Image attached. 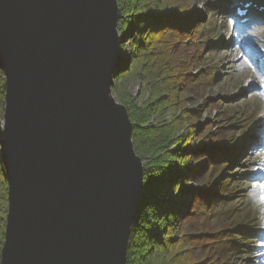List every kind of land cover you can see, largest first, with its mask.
Instances as JSON below:
<instances>
[{"label": "water", "instance_id": "1", "mask_svg": "<svg viewBox=\"0 0 264 264\" xmlns=\"http://www.w3.org/2000/svg\"><path fill=\"white\" fill-rule=\"evenodd\" d=\"M118 0H0L1 264H128L145 162L113 94Z\"/></svg>", "mask_w": 264, "mask_h": 264}, {"label": "trees", "instance_id": "2", "mask_svg": "<svg viewBox=\"0 0 264 264\" xmlns=\"http://www.w3.org/2000/svg\"><path fill=\"white\" fill-rule=\"evenodd\" d=\"M118 4L123 60L115 71L113 90L118 102L128 108L134 124L135 150L145 162L144 192L132 227L128 264H232L227 250L237 244L238 253L246 252L239 239L245 244L258 242L251 238L260 237L261 230L246 229L245 235L242 232L243 236L233 238L229 234L232 224L216 228L212 224L218 205L214 202L228 204L235 189L239 190L235 187L239 178L228 174L240 151L230 144L235 138L227 137L234 125L221 126L220 133H206L199 123L201 110L188 107L199 94L197 77L208 70L204 66L193 73L194 68L199 69L204 49L209 45V41L203 40L206 28L199 29L204 23L192 27L197 21L186 16L192 7L189 0H118ZM126 42L130 43L129 51ZM141 81L149 95L138 104L128 86ZM202 81L207 86L204 76ZM5 93L4 73L0 69V115L4 112ZM170 110L173 119L169 122L165 115ZM252 113H246L245 122H251ZM224 117L231 119L233 115L227 112ZM194 135L201 137L198 151L187 153L185 149ZM192 156L200 159L198 164L191 165ZM5 172L0 160V234L4 237L8 212ZM190 180L198 181L199 186L186 211L176 202L182 200ZM173 191L177 195L170 200L168 195ZM207 200L210 202L206 205ZM228 211L235 215L237 210ZM236 216L241 222L236 228L249 219V215ZM1 257L2 247L0 264Z\"/></svg>", "mask_w": 264, "mask_h": 264}, {"label": "rangeland", "instance_id": "3", "mask_svg": "<svg viewBox=\"0 0 264 264\" xmlns=\"http://www.w3.org/2000/svg\"><path fill=\"white\" fill-rule=\"evenodd\" d=\"M207 1L204 0L202 8L191 7L186 14V16L196 19L197 22L192 26L193 28L204 23L199 29L206 28L203 40L209 41V45L203 52V61H201L199 69H193V73L200 72V67L204 66L208 70L197 77L199 94H196L195 98L188 103V107L201 110L202 119L199 120V123L206 133L209 130L213 132L216 130L220 133L223 132L219 130L221 126H227L229 123L234 125L227 131L230 132L227 137H230V140L235 138V141L230 144H233L232 147L240 151L238 161H235L232 171L228 174L239 178L235 184L239 190L235 189L236 194L232 200L227 202L228 204L214 202L218 205L216 206V213L212 216V224L215 228L225 223L232 224V231L229 234H232L230 237L233 238L243 236L241 235L242 232L245 235L246 229H260L259 235L261 237L254 236L256 238H251V240L254 239L258 242L245 244L243 243L244 240L239 239L243 244L240 247L246 252L238 253L239 246L235 244L232 250H227V253L230 255L232 264H264V246H262L264 244V188L259 187L264 185V136H261L263 132H259L264 130V96L259 90L257 91V71L253 68L252 63H249L250 66L248 65L247 71L242 66L243 62L246 60L251 62V60L244 55L241 47L233 46L239 61L236 64L233 63L232 66H227L234 57H229L223 50L230 47L229 43L236 36L237 30L231 17L233 3L236 0H210L209 3H206ZM196 3L200 4L201 0H196ZM260 25L264 30V14L255 24V27ZM209 29L213 31L209 32ZM262 36L264 37V34ZM263 37L261 39L264 41ZM235 39L239 38L235 37ZM126 47L129 51L130 43L126 42ZM225 51L228 52V50ZM203 76L207 86L202 81ZM142 85L144 86L141 81L131 83L128 86L138 104L146 101L145 97L138 94ZM113 94L118 101L114 90ZM206 99H210V102L206 103ZM217 111H221L222 114ZM249 111L253 112L251 122H245L246 113ZM170 112L173 115L171 110L167 111L166 120L171 119V116H168ZM227 112L233 115L231 119L224 117ZM0 121H3V114L0 115ZM156 121H159L158 116ZM209 124L213 127H210ZM200 142V135H194L185 151L187 153L198 151L197 147H199ZM189 160L191 165H196L200 159L197 156H192ZM174 170L177 169L174 167ZM226 173L227 171L224 172V174ZM198 186V181H189L182 200L176 202L181 204L183 210H188L191 205L192 193ZM175 195L177 194L173 191L169 193L168 197L173 200ZM209 202L208 200L204 201L206 205ZM227 207L231 210H237L235 215L229 214ZM239 214L240 216L249 215V219L246 224L236 228V224L241 223L237 221L236 215ZM233 216L236 217L233 218Z\"/></svg>", "mask_w": 264, "mask_h": 264}, {"label": "bare ground", "instance_id": "4", "mask_svg": "<svg viewBox=\"0 0 264 264\" xmlns=\"http://www.w3.org/2000/svg\"><path fill=\"white\" fill-rule=\"evenodd\" d=\"M239 31V30H238ZM254 31H256V33H258V34H262L263 32L261 31V30H259V31H257V30H254ZM240 32V31H239ZM238 32V33H239ZM252 35L254 36V34L252 33ZM237 36V35H236ZM236 36H234V39H232V41L229 43V45H230V47H226L224 50H223V52L226 54V55H228L229 57H234V59H233V61L230 63H228L227 64V66L229 67V66H232L233 65V63L234 64H236L237 63V61H239V59H238V57L236 58V52L233 50V46L235 45V46H238V43L240 44V42L241 41H239L238 43H237V40L235 39V37ZM250 43H251V45H252V41H250ZM225 50H228V52L226 53V51ZM250 62L248 61V60H246L245 62H243L242 63V66L244 67V69L247 71L248 69H247V67H248V65L250 66V64H249Z\"/></svg>", "mask_w": 264, "mask_h": 264}, {"label": "built area", "instance_id": "5", "mask_svg": "<svg viewBox=\"0 0 264 264\" xmlns=\"http://www.w3.org/2000/svg\"><path fill=\"white\" fill-rule=\"evenodd\" d=\"M138 94H140L143 97L147 98V96L149 95V92L146 91L145 86L142 85V86H140V89L138 91ZM168 116H171V119H169L167 121H169V122L172 121L173 115H172L171 112L169 113ZM3 128H4V119H3V121H0V160H2L1 140L3 139Z\"/></svg>", "mask_w": 264, "mask_h": 264}, {"label": "snow or ice", "instance_id": "6", "mask_svg": "<svg viewBox=\"0 0 264 264\" xmlns=\"http://www.w3.org/2000/svg\"><path fill=\"white\" fill-rule=\"evenodd\" d=\"M203 2H204V0H201V3L197 4L196 0H189V3L193 8H202ZM259 187L264 188V185H260ZM4 238L5 237L2 234H0V241L4 240ZM262 246H264V244H262ZM0 247H3V245H0Z\"/></svg>", "mask_w": 264, "mask_h": 264}]
</instances>
